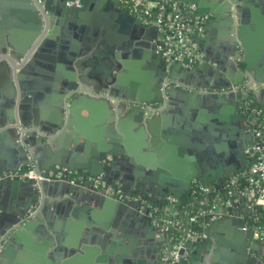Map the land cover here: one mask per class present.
Returning <instances> with one entry per match:
<instances>
[{"label":"crops","instance_id":"crops-1","mask_svg":"<svg viewBox=\"0 0 264 264\" xmlns=\"http://www.w3.org/2000/svg\"><path fill=\"white\" fill-rule=\"evenodd\" d=\"M177 1L192 3L195 15L203 19V33L188 36L187 46L193 53L208 52L207 67L197 69L202 62L195 60L183 64L179 74L164 77L160 99L142 105L146 108L142 123L139 112L130 113V106L137 100L115 95V91H122L115 88L117 85H121L126 94L136 91V94L149 95L151 86L158 85L155 81L156 74L160 73L158 61L151 63L147 58L139 60L135 56L138 52L135 49L143 46L135 37L138 30L130 28L108 0H87L86 8L77 18L71 17L72 14L61 15L57 3H48L51 18L44 38L47 37L49 43L38 62L28 65L17 80L10 76L7 82V61H0V160L6 161L9 167L3 170L24 171L28 159L43 174L51 175L52 168L60 167L58 162L70 170L82 168L83 160L91 159L88 152L92 148L105 147L117 153L110 152L106 156L108 162L97 159L95 163L112 166L109 177L116 178L112 182L123 183L122 178L117 177L126 175L129 195L135 190L131 183L138 182V189L144 193L154 192L157 198L155 191L161 192L168 181L181 182L188 176L193 184L200 176L212 182L222 176L223 169L214 170L215 167L240 165L234 140L241 136L240 126L244 125L242 121L247 112L239 101L237 109L241 118L231 119L229 108L234 99L220 95L240 94L243 100L249 91L256 105L264 111L263 68L258 64V68L240 71L236 61L226 58L236 49L237 60H241L240 52L226 40L233 31L232 25L236 28L238 24V10L233 17L230 0ZM79 2L76 0L74 4ZM119 7L132 14L120 4ZM27 10L23 0H0V55L10 54L16 46L27 43L30 28L40 19L39 16L28 18ZM140 25L147 28L145 36L155 45L158 54L160 32L154 26ZM82 43H87L88 49L79 50L80 58L70 64L69 54L76 52ZM119 54L123 61L117 57ZM172 63L165 62L166 72ZM166 80L180 82L186 88L165 87ZM214 84L219 88H210ZM173 88L176 93L168 95ZM181 91L193 94L179 97ZM16 94L19 97H15ZM156 96L153 93L152 99ZM67 98L73 103L70 113L66 109L69 100L65 105ZM9 100L17 101L13 114L16 119L6 105ZM83 100L98 103L91 116L79 106ZM250 115L260 118L254 110ZM68 124H72L71 130L65 128ZM84 132L85 140L81 136ZM152 139H155L154 144L150 143ZM157 145H160L159 151L153 148ZM130 159L140 161L142 168L129 166ZM157 168L161 172H156ZM241 172L236 174L239 179ZM233 177L235 175L230 180ZM42 184L33 181L0 186V239L3 241L0 264H118L119 261L123 264L128 263L132 252L144 264H159L169 243L160 230L153 227L146 232L144 228H132L127 232L101 205L56 185ZM206 187L211 192L198 198L202 205L211 203L210 194H217L213 185ZM168 197L174 199L168 195L164 198ZM239 198L241 205L237 211L249 210L251 215L255 204L253 192L246 188ZM211 205L199 209L214 208L215 204ZM31 210L34 214L28 217ZM169 214L180 222H188L189 213L180 203ZM221 217L222 214L213 215L211 220H216V224L212 228L204 220L199 221V230L206 234L202 240L207 242L202 245L201 257L204 261L211 258V264L232 258L237 245L233 231L221 224ZM239 218L248 228L243 213ZM245 228L242 230H247ZM13 237L14 241H10ZM197 242L180 262L207 264L191 260V251L197 247ZM157 249L160 255L156 254ZM260 250L264 251L262 243Z\"/></svg>","mask_w":264,"mask_h":264},{"label":"water","instance_id":"water-1","mask_svg":"<svg viewBox=\"0 0 264 264\" xmlns=\"http://www.w3.org/2000/svg\"><path fill=\"white\" fill-rule=\"evenodd\" d=\"M75 1L76 0H23L25 7L28 9V18L33 19L36 16H39L40 19L38 24L32 25V27L30 28V31L27 34V43H25L24 46H16V50L11 52L10 54L4 53L0 55V61H7V82L8 79H10V76L14 80H17V78L20 77L21 73L26 67H28V65H30L31 63H37L38 57L44 50V47H46L49 43L48 38H44V33L48 28V19L51 18V13L47 7V4L50 2L54 4L57 3L56 7L60 9L61 15L69 16L70 14H72L71 17L77 18L78 15L82 13L81 11L86 8L87 0H80L78 5L74 4ZM108 1H110L113 10L119 13V15L128 22V26L130 28H132L134 31H136V29L138 30V34L135 37H138V40L142 42L143 46H140V49H135L138 50L137 55L135 56L140 58L139 60H141L142 58H147L151 61V63L155 60L158 61L160 73L156 74V76L158 77L155 80L156 84L158 85L156 87L151 86L150 95L144 92L136 94V91H133L130 94H126V92H122L123 88L121 85L115 86V88L122 90L120 93H116L115 91V95L129 97L130 99L137 100V103H134L130 106V113L133 114L135 112H139L142 118V123L144 118H146V116L144 115V111L146 108L142 105H148L149 102H156L160 99V97L162 96V93L160 91V84L162 83L164 77H171L175 73L179 74L181 72V66L183 64L188 65L191 62L189 57H185L182 61L172 63L169 67V72H166L165 62L160 58L158 54L155 53V45L151 43V41L148 40L145 36L147 28L140 25L139 20H137L135 15L130 14L127 11H123L119 7V4L116 0ZM193 1L196 2L197 0ZM67 3L71 5L66 6ZM228 3L233 9V17L238 10V13H236V16L238 17V24L236 25V28L232 25L231 30L233 31L228 35L229 37H227L226 40L230 43V45H233L235 48H237V50L240 52L239 55H241V60H237V55L235 53L236 49L234 52L230 51L226 58L230 57L234 61H236L240 71H244L248 67L258 68V64H261L264 71V0H230V2L228 1ZM46 12H48L49 14H46ZM87 45V43H82L81 46L78 47L76 52L69 54L70 57L68 58V62L71 64L72 62H75L77 59H79L81 56V49H88ZM79 50L80 52H78ZM196 54L198 55L196 62H202L197 65V69L207 67L209 56L208 52L205 50L203 53L199 51ZM117 57L121 59V61H123L122 55L119 54L117 55ZM120 80L121 79H119V81ZM210 88L217 89L219 88V86L214 84L211 85ZM181 92L182 95H180L179 97H185V95L187 94H193L185 91ZM153 93L157 94V96L152 99ZM173 93H176V89L174 88L168 91V95H172ZM16 96L18 95L16 94L15 97ZM220 96L223 98L234 99V103H231V106L229 108L230 118L240 119L241 114H239L240 111L237 109L239 101H242V97L240 96V94L235 96L234 93H229L228 95L222 94ZM221 97H219V99H221ZM68 100L69 105L66 109L70 113L72 112L73 103L72 101H70V98H67L65 105L68 104ZM16 102L17 101L9 100L6 103V105L8 104L10 106L9 110L11 115H13L15 112L14 106L16 105ZM97 104L98 103L90 100H83L81 101V104H79V106L83 107L87 114L91 116L95 110L94 107ZM234 110H237L238 112ZM13 117L14 119H16L15 115H13ZM260 120L261 118H255L254 115H250V113L247 112L245 120L242 121V124L244 123V125L240 126L241 136L240 138H237V140H234V146H236L237 149L236 155L238 158H240V165H238L237 167L228 165L226 167H222L221 165L215 167L214 170L219 171L223 169V171L222 176H217L215 181L212 182L206 180L204 181L200 179V176H197L196 182L193 184L191 182V178H188V176H186L185 179L181 182L168 181L166 182V184H164L161 192L160 190L155 191L157 198L153 195L154 192L144 193L143 191L138 189L140 187V184H138V182L131 183L134 186L135 190L131 195H129L128 187L130 186V183L127 182V176H123L122 174L117 178H122L123 183H118L120 184L121 194L124 198H120L119 194L116 192L107 193L105 190L106 186L111 184L113 185L114 182L112 181L116 179L115 177H109L112 166H103L101 163H99L100 165H97L95 161L98 159V161L100 162L106 159V156L110 152L114 154H116L117 152L115 150H108L105 147L100 148V150L92 148L88 152L91 159L89 160L86 158L85 160H83L84 162L82 168L75 167L74 169L70 170V168H68L66 165L58 162L57 164H59L60 167L56 169L52 168L50 179L43 180L41 181V183H49L50 185H56L57 187H60V189H66L71 193H78L82 198H86L88 201H92L97 205H101L113 214L114 219L118 221L119 225L122 226L123 229L127 232H130L132 228L135 230L136 228H144L146 232H150V230L152 231V229L155 228L152 225L153 215H149L150 204L160 210L163 209L164 205L166 204L167 210H164V218H170L169 213L174 212V210L178 208V203H180V205L184 207V211H188L192 207V205L193 209L197 211L201 206H203L204 208H208L209 205V207L212 206L211 203H214L215 206L213 208V212L201 217V220L207 222L209 228H212L213 224H216V220H211L213 215L222 214V217L219 219L221 224L223 222L229 229L233 231L235 240L237 241V245L235 246V254L231 256L232 258L226 261H221L219 262V264H264V251H259V245H261V243L264 245V240L261 242L260 240L253 238L254 225L250 224L252 222V217L249 214V212L251 211L248 210L245 212H241L244 214V217L249 224V227L245 228L244 220L239 218L241 213L237 211V208L239 207V205H241L238 191L234 186H225V184L230 181V178L232 176H236L238 171L247 170L255 161L256 153H254V148L257 145L256 142H258V145L260 147H264V135H256L255 131L256 126L260 123ZM71 125L72 124L65 125V128L71 130ZM12 128L16 129L17 127L13 126ZM81 136L85 140V132L81 133ZM154 140L155 139L150 140V143L154 144ZM153 148L155 149V151H159L160 145H157ZM262 152L264 153V149ZM251 155L252 157H249ZM29 162L30 161L26 159V166L24 167V171H27L28 164H30ZM106 162H108V159H106ZM111 162L112 165L115 163L114 157L111 159ZM6 163V161L4 162L0 160L1 171H5L3 170L4 168H9L7 165H5ZM132 165L134 166V169L137 168L140 170L142 168V164L140 163V161H136L135 159H130L129 166ZM37 168L38 171H40L39 167ZM72 170H74L75 172H72ZM156 170V172H161L158 168ZM44 174L48 175V173ZM100 174H104L102 175V180L106 185L98 184L97 186H93L92 178ZM23 180L24 182L16 177H6L4 178V180H0V186L3 184L15 186L22 185V183H33L32 180ZM195 185L201 187H206L207 185L214 186V191H216L217 194L216 196L212 194L208 196L211 198L210 204L202 205L198 203V198H203V196L206 195L204 193L197 195L194 194L195 196H197V198L193 199L195 198V196L191 193V191L193 186ZM78 190H81V192L79 193ZM166 195L174 197V199L177 200L178 203L176 201H167V198H164ZM128 197H138L139 201H148L147 203L149 205L142 208L141 203L138 200H129ZM253 208H255V204H253ZM261 217H264V213H261ZM182 222L183 221H181V223ZM242 228H245L247 230H242ZM10 241H14V237L11 238ZM204 241H186L184 243V246L179 250L180 256L183 258L185 253L191 247L196 246L197 242V247L193 251H191V260L196 262L200 261V263H203L204 260L201 257V249L203 247L202 245L207 243L206 241V243ZM76 247L77 244L74 243V248ZM167 247L170 248L171 244L168 243ZM158 250L159 249H157L156 254L160 255ZM72 251L73 250H71V252ZM131 255L132 256L127 259L128 263L125 262L123 264H144V262L136 256L135 252H132ZM212 261L213 260L211 258H208L204 262L207 264H211ZM118 264H121V262L119 261ZM179 264H187V261L182 260Z\"/></svg>","mask_w":264,"mask_h":264},{"label":"built area","instance_id":"built-area-1","mask_svg":"<svg viewBox=\"0 0 264 264\" xmlns=\"http://www.w3.org/2000/svg\"><path fill=\"white\" fill-rule=\"evenodd\" d=\"M123 8L127 9L129 12L134 14L140 23L144 26H154L161 34L160 44L157 45V53L160 57L167 63L182 61L185 57H189L190 62L195 61L198 58L196 53L190 51L187 46L188 36H199L203 33L204 25L203 19L196 16L194 13L195 6L192 3H176V12L169 18V20H164V5L156 0H116ZM165 87L173 85L174 87L183 89L186 88L180 82L171 83L166 80L163 84ZM150 107V106H147ZM154 109L153 107H150ZM255 113L259 116L264 117V113L261 110L255 109ZM256 135H261V131L256 126ZM254 153H256L255 161L250 165L247 170L240 173V178L245 179L248 189L253 192L255 207L264 206V153L262 152V147L256 145L254 148ZM6 177L18 178V179H28L35 182H41L43 180H49L50 174L45 175L38 171L34 163H30L27 171H1L0 179ZM238 176L233 177L228 185L235 186V184L241 180ZM93 186L98 184L106 185L102 176H96L92 178ZM107 193L116 192L119 194L120 198H124L121 194L120 184L118 182L113 185H108L105 188ZM211 190L208 187L193 186L191 193L194 195L201 193H210ZM194 195V196H195ZM128 199H133L139 201L138 197H128ZM167 201H174L172 198H167ZM141 207L149 205L147 201L140 200ZM149 215L152 216V225L160 230L169 239V232L172 227H179L177 220L170 218H164V215L157 214V207L150 204ZM213 208L204 209L200 208L197 212L188 218L189 223H195L197 220L208 213H212ZM254 212V211H253ZM252 212V213H253ZM33 210L28 213V217L32 216ZM252 217V215H250ZM254 220H256L254 218ZM256 239L264 240V226L254 224V235ZM206 238V234L200 230H184V236L182 242L178 244H172L170 248L166 247L161 254L159 264H179L181 256L179 254L180 248L184 246L186 241H199ZM2 240L0 239V250L2 248ZM169 242V240H168Z\"/></svg>","mask_w":264,"mask_h":264},{"label":"trees","instance_id":"trees-1","mask_svg":"<svg viewBox=\"0 0 264 264\" xmlns=\"http://www.w3.org/2000/svg\"><path fill=\"white\" fill-rule=\"evenodd\" d=\"M158 1L159 3L163 4L164 5V14H163V18L164 20H169V18L176 12L177 10V6H176V3H175V0H156ZM241 106H242V109L243 110H246V111H250V110H255V109H258V110H261L262 113H264L263 109H261L260 107H258L256 105V101H255V98L254 96L248 91L246 96L243 98L242 102H241ZM261 117V121L260 123L257 125L258 128L260 129L261 131V134L264 135V117H262V115L260 116ZM235 189L238 191V194H239V197H242V192L248 188L247 186V183L245 181V179H241L239 180L236 184H235ZM148 202V201H147ZM152 205V204H151ZM157 210V214L158 215H164V210H167V207H166V204L164 205V208L163 209H156ZM160 210V211H159ZM197 211H195L193 208H190L188 210V218L195 214ZM261 213H264V206L263 207H255L254 208V212L251 214L252 215V222L250 224H255V225H261V226H264V217H261ZM254 218L256 220H254ZM170 219H173V220H177L176 218H172L170 217ZM201 218H199L197 220V222L195 223H185V222H180L179 220L178 223H179V227H172L170 229V232L168 234L169 236V243L172 245L174 244H178L180 242H182L183 240V236H184V230H199V221H200Z\"/></svg>","mask_w":264,"mask_h":264},{"label":"flooded vegetation","instance_id":"flooded-vegetation-1","mask_svg":"<svg viewBox=\"0 0 264 264\" xmlns=\"http://www.w3.org/2000/svg\"><path fill=\"white\" fill-rule=\"evenodd\" d=\"M252 110H253V109H252ZM252 110H250V111H246V110H245V111L251 113ZM262 117H263V116H262ZM260 118H261V117H260ZM260 121H261V120H260ZM212 191H213V190H212Z\"/></svg>","mask_w":264,"mask_h":264}]
</instances>
